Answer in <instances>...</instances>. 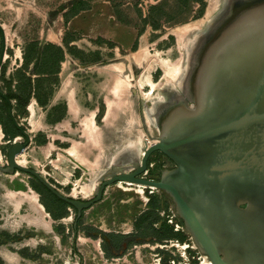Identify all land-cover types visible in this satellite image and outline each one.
Listing matches in <instances>:
<instances>
[{
	"label": "rangeland",
	"instance_id": "obj_1",
	"mask_svg": "<svg viewBox=\"0 0 264 264\" xmlns=\"http://www.w3.org/2000/svg\"><path fill=\"white\" fill-rule=\"evenodd\" d=\"M96 1L0 0V89L29 100L12 101L31 138L17 162L83 201L95 197L103 177L133 172L176 112L194 110L197 68L234 0H113L119 21L139 34L133 48L78 35L63 46L64 22ZM48 44L65 49L60 68L41 59ZM1 47L0 36V53ZM18 142L24 138L0 100L1 167ZM171 168L154 153L144 178L158 181ZM7 180L40 194L52 227H32L29 195H19L15 210L17 202L0 192V264H209L162 191L125 183L106 188L83 213L74 252L76 210L27 174L0 173V184Z\"/></svg>",
	"mask_w": 264,
	"mask_h": 264
},
{
	"label": "water",
	"instance_id": "obj_2",
	"mask_svg": "<svg viewBox=\"0 0 264 264\" xmlns=\"http://www.w3.org/2000/svg\"><path fill=\"white\" fill-rule=\"evenodd\" d=\"M242 9L206 49L195 75L194 110L173 115L164 137L146 146L133 172L103 177L89 201L61 193L39 172L17 162L31 138L0 89L8 116L25 139L8 150V165L0 166V173L22 172L35 178L76 210L75 230L83 213L102 201L111 185L129 183L162 191L211 264H264V1ZM0 36L1 71V25ZM154 153L175 165L158 181L144 178Z\"/></svg>",
	"mask_w": 264,
	"mask_h": 264
},
{
	"label": "crops",
	"instance_id": "obj_3",
	"mask_svg": "<svg viewBox=\"0 0 264 264\" xmlns=\"http://www.w3.org/2000/svg\"><path fill=\"white\" fill-rule=\"evenodd\" d=\"M123 1L125 4L128 0ZM116 13L117 9L113 0H98L92 3L89 9L79 12L77 15L64 22L65 35L67 33H72L88 39L102 38L115 43L121 50L128 51L135 46L139 34L131 25L121 23ZM56 46L61 47L59 45ZM63 46H65V38L63 40ZM63 46L61 48H63ZM0 187V192L2 194L5 192L6 195L11 196L12 200L17 202L15 206L12 204L13 209L15 207V210H19L21 208V204L17 200L19 195H29L26 206L33 216L30 221L32 227L34 229L43 230L44 232H50L52 227L51 220L48 218L47 212L41 202V196L38 192L34 191L27 185L21 187L20 189H16L13 180H7L5 184L1 183ZM74 242V252H76V231Z\"/></svg>",
	"mask_w": 264,
	"mask_h": 264
},
{
	"label": "trees",
	"instance_id": "obj_4",
	"mask_svg": "<svg viewBox=\"0 0 264 264\" xmlns=\"http://www.w3.org/2000/svg\"><path fill=\"white\" fill-rule=\"evenodd\" d=\"M90 7H88V8H86V9H84V10H81V11H85V10H87V9H89ZM80 11V12H81ZM78 14V13H77ZM77 14H75V15H77ZM75 15H73V16H75ZM72 16V17H73ZM69 20V19H68ZM67 20V21H68ZM70 35H75L76 36V34H72V33H67L66 34V38H65V44H66V42H67V37L68 36H70ZM45 51L43 52V58H41V59H43V60H45V62H47V63H49V64H51V65H57L58 66V68H60L61 67V65H62V63L65 61V58H66V55H67V53H66V51H65V49L64 48H61V47H58V46H56V45H53V44H48L46 47H45V49H44ZM50 51H54V54H52V55H50ZM32 86V85H31ZM8 97H9V99H11L12 101L13 100H17L21 105H23V106H28L29 105V100H27V101H22L21 100V97L19 96V95H17V94H12V93H10V94H8ZM10 119V118H9ZM11 121V120H10ZM15 128V127H14ZM16 129V128H15ZM17 131V130H16ZM18 132V131H17ZM55 198V197H54ZM58 202H60L61 204H64L65 206H68V207H70V208H72L71 206H69V205H67V204H65V203H63V202H61L60 200H58L57 198H55ZM74 209V208H73ZM78 224H79V222H78ZM181 224L183 225V222L181 221ZM77 228H78V226H77ZM76 231V233H77V229L75 230Z\"/></svg>",
	"mask_w": 264,
	"mask_h": 264
},
{
	"label": "bare ground",
	"instance_id": "obj_5",
	"mask_svg": "<svg viewBox=\"0 0 264 264\" xmlns=\"http://www.w3.org/2000/svg\"><path fill=\"white\" fill-rule=\"evenodd\" d=\"M264 0H234L228 4L226 13L222 21L212 30V35H217L235 16L243 10L242 8H249L255 6L258 2H263ZM132 161H136L132 159ZM129 184V183H127ZM131 185V184H129ZM211 264V262H208Z\"/></svg>",
	"mask_w": 264,
	"mask_h": 264
},
{
	"label": "flooded vegetation",
	"instance_id": "obj_6",
	"mask_svg": "<svg viewBox=\"0 0 264 264\" xmlns=\"http://www.w3.org/2000/svg\"><path fill=\"white\" fill-rule=\"evenodd\" d=\"M7 96H8V94H6ZM0 100L7 106V103H6V101L3 99V98H1L0 97ZM17 130V129H16ZM18 131V130H17ZM18 133L21 135V133L18 131ZM22 136V135H21ZM25 140V139H24ZM161 154V153H160ZM163 155V154H162ZM164 156V155H163ZM169 162H170V164H172L173 165V168H171L170 170H172V169H174L175 168V165H174V163L172 162V161H170L166 156H164Z\"/></svg>",
	"mask_w": 264,
	"mask_h": 264
}]
</instances>
